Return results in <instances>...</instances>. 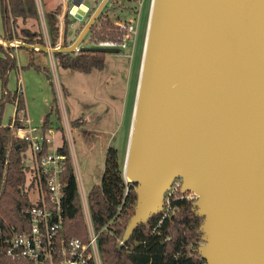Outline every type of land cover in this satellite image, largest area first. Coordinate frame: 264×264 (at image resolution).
Listing matches in <instances>:
<instances>
[{
  "label": "water",
  "instance_id": "obj_1",
  "mask_svg": "<svg viewBox=\"0 0 264 264\" xmlns=\"http://www.w3.org/2000/svg\"><path fill=\"white\" fill-rule=\"evenodd\" d=\"M109 1L92 11L86 0H63L54 48L1 36L0 46L75 54ZM88 13L64 46L65 18ZM124 171L136 201L118 246L162 211L180 177L203 218L204 264H264V0H150Z\"/></svg>",
  "mask_w": 264,
  "mask_h": 264
},
{
  "label": "trees",
  "instance_id": "obj_2",
  "mask_svg": "<svg viewBox=\"0 0 264 264\" xmlns=\"http://www.w3.org/2000/svg\"><path fill=\"white\" fill-rule=\"evenodd\" d=\"M115 1L118 0H112ZM61 9L59 5L44 18L52 48L59 40ZM0 16L3 28L1 37L4 40L16 39L27 45H45L40 29L30 30L26 27L28 20L38 22L35 0H0ZM98 20L97 26L92 28V40H119L124 35L125 31L116 27L104 14ZM64 24V46H67L71 24L69 17L65 18ZM22 51L28 54V62L21 69L43 73L52 85L49 68H41L35 64L36 53ZM0 52L3 54L0 58V115L6 104L15 106V116L11 124L0 126V264H27L19 258L7 255V241L12 237V232L20 233L28 228V211L32 203L25 191L26 170L21 164V154L27 151V143L12 134L13 128L23 127L20 118L25 119L24 99L21 91L11 93L7 89L9 74L18 68L17 61L14 50L0 46ZM53 59L61 69L81 74L101 71L105 67L103 53H79L76 56L54 54ZM63 92L66 93L65 88ZM53 106L54 113L59 117L55 98ZM49 116L50 114L41 126L43 133L50 129ZM71 125L77 128L81 125V120H75ZM59 152L65 155L62 237L86 242L87 228L65 141L62 142ZM134 188V183L125 184L118 153L109 148L105 155L101 183L93 186L87 195L91 222L95 232L99 233L101 264H204L198 251V244L203 242L200 229L203 218L196 213L193 201L180 198L179 192L171 199L172 205L178 209L173 216L164 219L163 211L158 212L146 223L137 224L129 239L118 246L134 215ZM105 226L107 230L102 231Z\"/></svg>",
  "mask_w": 264,
  "mask_h": 264
},
{
  "label": "rangeland",
  "instance_id": "obj_3",
  "mask_svg": "<svg viewBox=\"0 0 264 264\" xmlns=\"http://www.w3.org/2000/svg\"><path fill=\"white\" fill-rule=\"evenodd\" d=\"M36 1L39 5L38 11L42 13L39 24L35 20H28L26 27L30 30L41 29L43 33L42 21L46 15L44 0ZM55 1L48 2L53 4ZM88 1H93L91 3L93 5L95 3L94 0H86ZM110 2L111 0L107 4L110 6L104 11L109 13V20L114 24H125L133 20L136 22L134 24L137 35L135 42L128 44L119 54H105L103 70L93 71L90 74L63 70L55 62L52 64L44 58V55L37 53L34 62L36 65L49 68L52 85L42 73L33 70L20 69V77L18 76L22 85L21 90L26 91V98H24L25 93L22 92L25 118L30 119L32 127L41 128L45 118L50 114L48 136L53 139L56 147L65 141L76 182L87 195L93 186L101 183L105 155L109 148L117 151L121 169L123 168L150 7V0L134 2L118 0L111 4ZM87 20L86 17L76 28H82ZM76 28L75 33L78 32ZM73 37L75 38L76 34L73 33L72 39ZM87 39L88 35L79 45L80 48H90V45L85 44ZM20 52L24 55L23 51ZM9 79L10 76L7 83L8 90ZM38 80L42 82V92L36 97L32 92L38 89ZM63 88L66 93L63 92ZM53 98L56 99L59 117L54 113ZM7 105L10 104H6L5 107ZM75 120H81V125L77 128L71 125ZM66 124L69 126L68 131L65 129ZM173 181L180 182L181 193L182 179L176 177ZM186 193L192 194L193 202L197 200L193 193ZM202 246H204L202 242L198 244V247Z\"/></svg>",
  "mask_w": 264,
  "mask_h": 264
},
{
  "label": "built area",
  "instance_id": "obj_4",
  "mask_svg": "<svg viewBox=\"0 0 264 264\" xmlns=\"http://www.w3.org/2000/svg\"><path fill=\"white\" fill-rule=\"evenodd\" d=\"M134 23L136 22L129 20L125 24H115L125 31L119 40H92V36L88 35L85 44L90 45V48L125 50L128 44L135 42L137 28ZM79 48L75 56L79 54ZM20 122L23 127L13 128L12 134L27 143V151L21 154V164L26 170L25 191L32 206L28 211V228L20 233L12 232V237L7 241V255L19 258L27 264H101L99 233L95 232L91 222L87 194L78 183L87 241L66 240L62 237L65 198L63 182L65 155L59 152L62 144L54 146L53 139L48 136L50 130L43 133L41 128L29 125L26 118L21 117ZM65 129L69 130L68 124L65 125ZM123 179L125 184H131L124 177ZM176 192L180 193V182L173 181L163 200L164 219L170 218L178 210L171 203ZM180 198L194 199L190 193H180ZM106 228L105 226L102 231H106Z\"/></svg>",
  "mask_w": 264,
  "mask_h": 264
},
{
  "label": "crops",
  "instance_id": "obj_5",
  "mask_svg": "<svg viewBox=\"0 0 264 264\" xmlns=\"http://www.w3.org/2000/svg\"><path fill=\"white\" fill-rule=\"evenodd\" d=\"M49 0H44V6H45V12H46V14L47 13H49V12H51V11H53V10H55L59 5H61V7H62V5H63V0H56L55 2H53V4H50V2H48ZM51 1V0H50ZM92 1V0H91ZM89 3H87L88 4V6L91 8L92 7V5L93 4H91L92 2H90V1H88ZM35 3H36V9H37V15H38V24H39V17H40V15L42 16V13H40L39 11H38V2L35 0ZM48 3H49V6H48ZM46 6H48L47 8H46ZM61 11H62V9H61ZM69 17V20H70V22H72L71 24H70V26H69V29H68V42L69 41H73V39H72V35H73V33H74V35H75V32H74V29L77 27V25L79 24V23H81V21H77V20H74L71 16H68ZM43 18V17H42ZM86 17H84L83 18V20L85 19ZM43 24H44V30H43V33H42V35H43V39H44V42L47 44V45H50V43H49V36H48V32H47V28H46V25H45V20H44V18H43ZM40 26V25H39ZM40 28V27H39ZM41 30V29H40ZM42 32V31H41ZM3 35V28H2V22H1V16H0V36H2ZM74 38V37H73ZM20 51H22V50H15L14 51V55H15V58H16V61H17V69L16 70H14V71H12L11 73H10V79H9V84H8V88H9V90L10 91H17V89L19 90V91H21V92H23V94L25 93V97L24 98H26V91H22L21 90V84H20V80H19V78H18V76H19V74H20V69H21V67H23V66H25L26 64H27V62H28V54L25 52V51H23L24 52V55L23 54H21V52ZM37 54V53H36ZM36 54L34 55V60L37 58V56H36ZM40 54H42L43 55V53H40ZM23 55V56H22ZM3 57V54L0 52V58H2ZM44 58L45 59H47V61H49V62H51L52 64L55 62V60L53 59V56H50V55H47V54H45L44 55ZM22 62V63H21ZM26 63V64H25ZM56 63V62H55ZM57 64V63H56ZM39 66V65H38ZM41 68H43L44 66H40ZM34 71V70H33ZM36 72V71H35ZM37 73H39L40 74V72H37ZM43 74V73H42ZM44 75V74H43ZM20 77V76H19ZM16 80V81H15ZM19 83V84H18ZM38 83H39V86H38V89L36 88L35 90H34V92H32V95H35L36 97H38V96H40V94H41V92H42V82H40V80H38ZM0 96H1V87H0ZM26 101H27V99H26ZM26 101H25V103H26ZM14 116H15V106L14 105H12V104H10V105H7L6 107H5V111H4V113H3V116H2V118H0V126H9L10 124H11V122H12V120L14 119ZM28 120V119H27ZM28 122H29V125H31V123H30V119L28 120Z\"/></svg>",
  "mask_w": 264,
  "mask_h": 264
},
{
  "label": "flooded vegetation",
  "instance_id": "obj_6",
  "mask_svg": "<svg viewBox=\"0 0 264 264\" xmlns=\"http://www.w3.org/2000/svg\"><path fill=\"white\" fill-rule=\"evenodd\" d=\"M95 1V3H94V5H92V7L91 8H93V10L92 11H94V8H96V6L99 4V2H100V0H94ZM112 3V0H111V2H110V4ZM108 7L110 6V5H107ZM106 6V7H107ZM104 8L103 9V11L100 13V15L101 14H104L107 18H109V13L108 12H104L107 8ZM90 14L91 13H88L85 17H87V18H89L90 17ZM100 15L97 17V19H96V21L94 22V24H93V26L91 27V29H90V31L87 33V35H91L92 34V32L94 31V30H92V28L94 27V26H97V24L99 23L98 21V19H99V17H100ZM101 19V18H100ZM102 19H103V17H102ZM105 20V19H104ZM87 22V21H86ZM85 25V24H84ZM83 25V26H84ZM81 29L82 28H76V30L78 31V32H76L75 34H76V37L73 39V41L77 38V36H78V34H79V32L81 31ZM67 40H68V37H67ZM68 42V41H67ZM73 56H75L74 54H73Z\"/></svg>",
  "mask_w": 264,
  "mask_h": 264
},
{
  "label": "bare ground",
  "instance_id": "obj_7",
  "mask_svg": "<svg viewBox=\"0 0 264 264\" xmlns=\"http://www.w3.org/2000/svg\"><path fill=\"white\" fill-rule=\"evenodd\" d=\"M82 15H83V13H82L81 11H78V12L76 13V17L79 18V19L82 17ZM123 174H124L123 176H124L125 180H126V181H129L130 178L127 176V174H126L125 171L123 172Z\"/></svg>",
  "mask_w": 264,
  "mask_h": 264
}]
</instances>
